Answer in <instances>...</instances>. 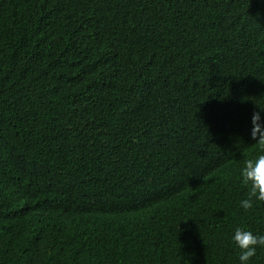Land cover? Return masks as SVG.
Instances as JSON below:
<instances>
[{"label":"trees","instance_id":"trees-1","mask_svg":"<svg viewBox=\"0 0 264 264\" xmlns=\"http://www.w3.org/2000/svg\"><path fill=\"white\" fill-rule=\"evenodd\" d=\"M261 107L264 0H0V264H241Z\"/></svg>","mask_w":264,"mask_h":264},{"label":"clouds","instance_id":"clouds-1","mask_svg":"<svg viewBox=\"0 0 264 264\" xmlns=\"http://www.w3.org/2000/svg\"><path fill=\"white\" fill-rule=\"evenodd\" d=\"M260 111H264L261 107ZM254 125L251 136L255 144L264 153V123H261L260 112H255L252 117ZM242 183L248 188L247 198L240 203L244 210L253 209L256 201H264V154L255 159H245L241 169ZM234 242L241 249L239 260L241 264L248 262L257 255V248L264 247V235L253 234L249 230L237 227L233 236Z\"/></svg>","mask_w":264,"mask_h":264}]
</instances>
